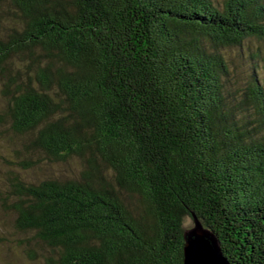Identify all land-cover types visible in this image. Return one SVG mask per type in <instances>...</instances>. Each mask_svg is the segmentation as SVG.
Masks as SVG:
<instances>
[{
	"label": "trees",
	"instance_id": "obj_1",
	"mask_svg": "<svg viewBox=\"0 0 264 264\" xmlns=\"http://www.w3.org/2000/svg\"><path fill=\"white\" fill-rule=\"evenodd\" d=\"M7 1L0 123L83 165L10 180L50 262L183 264L196 216L230 264H264V87L238 97L225 54L264 41V0Z\"/></svg>",
	"mask_w": 264,
	"mask_h": 264
},
{
	"label": "rangeland",
	"instance_id": "obj_2",
	"mask_svg": "<svg viewBox=\"0 0 264 264\" xmlns=\"http://www.w3.org/2000/svg\"><path fill=\"white\" fill-rule=\"evenodd\" d=\"M223 6L224 0H213ZM4 4V5H3ZM7 0L0 3V34L8 31L12 15ZM231 66V88L240 97L246 90L249 81L257 77L264 87V41L252 39L243 48L225 50ZM5 102L0 98V113ZM27 138L15 134L7 123H0V264H53L49 257L53 252L40 243L34 233L16 227V214L13 210L14 198H11V178L19 175L32 183L47 179H71L79 177L83 165L78 159L66 163H51L37 159L38 156L26 151ZM32 161L33 166L21 165L23 161ZM29 168V169H28ZM195 227L193 220L188 219L187 230Z\"/></svg>",
	"mask_w": 264,
	"mask_h": 264
},
{
	"label": "water",
	"instance_id": "obj_3",
	"mask_svg": "<svg viewBox=\"0 0 264 264\" xmlns=\"http://www.w3.org/2000/svg\"><path fill=\"white\" fill-rule=\"evenodd\" d=\"M195 227L185 233L183 264H230L218 238L194 216Z\"/></svg>",
	"mask_w": 264,
	"mask_h": 264
}]
</instances>
